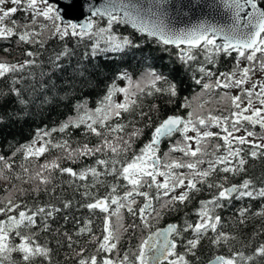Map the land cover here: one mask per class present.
Here are the masks:
<instances>
[{
  "label": "snow or ice",
  "instance_id": "snow-or-ice-1",
  "mask_svg": "<svg viewBox=\"0 0 264 264\" xmlns=\"http://www.w3.org/2000/svg\"><path fill=\"white\" fill-rule=\"evenodd\" d=\"M71 3L72 0H0V40L15 38L18 47L29 46L23 49V60L13 63L0 58V79L10 81L7 88H0V110L11 103L7 114L0 111V124L6 115L23 119L33 108L57 102L70 103L74 113L58 127L38 129L34 139L15 147L11 156L0 154V180L9 185L4 189L7 196L0 200V216L4 217L0 219V264H53L54 250L47 241H41V233L49 232L66 237L68 249L78 258L76 264H196L197 249L205 237L215 246L237 240V236L222 230L221 215L237 202H244L234 211L238 225L246 226L259 219L261 226L253 236L264 235V174H248L249 159L264 160V131L258 134L245 127L247 122L264 130V80L256 76L257 72L264 74V0H207L202 6L209 10L222 8L226 20L202 18L188 27L173 24L170 0H84L81 9L83 14L87 4V15L83 19L66 15ZM18 12L22 13L21 18L16 17ZM120 26H130L141 39L122 34ZM50 41L62 42V46L49 54V71H41L38 78L33 73L23 75L25 69L44 67L39 57ZM69 41L75 47L89 41L91 45L73 70L75 79L64 88L53 77L62 73L65 62L76 54ZM149 43L165 52H170L169 45L177 49L176 59L184 70L198 73L191 79L202 92L238 89L240 94L224 91L220 98L228 102V114H213L214 110L205 108L208 101L193 108L187 97L180 100L172 114H162L160 104L155 102L145 109L146 97L163 98L167 105H176L180 99L179 84L150 63V54L139 52ZM3 51L8 53L9 49L5 47ZM138 54L146 65L140 78L134 81L126 69L117 72L96 106L90 107L89 97L83 92L95 85L92 69L85 61L114 57L123 60L125 56L136 59ZM221 56L233 57L229 70H220ZM117 80L125 81V86H119ZM117 96L121 98L117 100ZM180 109L191 110L181 115ZM82 127L86 136H95L98 142L73 147L72 129ZM212 128L220 131L213 132ZM241 129L245 135H236ZM149 130L150 138L137 149V143ZM56 132L64 133L65 138L54 140L52 134ZM177 134L181 139L170 144L162 156L161 144ZM214 139L223 143H214ZM245 145L249 146L247 150ZM52 149L61 155L31 168L27 166ZM177 152L182 156L172 155ZM18 153L24 163L16 172L13 158ZM82 158L94 160L79 170L61 163L67 160L75 164ZM57 172L67 174V183L75 190L83 189L82 196L89 202L82 207L104 214L101 235L93 232L91 220L77 233L89 234L96 254L85 257V249L73 248L72 235L52 227L58 215L73 205L71 199L60 200L59 206L51 202L56 188L49 189V185ZM237 175L241 176L240 182L231 183ZM102 185H107V194L96 196L91 190ZM42 191L49 195V202L30 207L16 201V193L24 196L31 192L38 197ZM202 191L211 195L198 201L195 222L186 218L183 224L169 223L155 229V223L179 211L178 206H186ZM257 201L260 203L254 208L252 202ZM125 213L131 217L128 223ZM63 219L68 221L69 217L64 215ZM137 230L141 232L138 243L121 253L119 246L124 236L134 237ZM188 233L191 238L185 235ZM244 246L251 251L246 254L230 246V255H217L209 264H264V242ZM178 247L183 251H178Z\"/></svg>",
  "mask_w": 264,
  "mask_h": 264
},
{
  "label": "trees",
  "instance_id": "trees-1",
  "mask_svg": "<svg viewBox=\"0 0 264 264\" xmlns=\"http://www.w3.org/2000/svg\"><path fill=\"white\" fill-rule=\"evenodd\" d=\"M17 18L22 17V13L16 14ZM103 21H100L101 26H103ZM119 31L128 35L131 34L133 38L137 41L141 39L140 35L135 31L129 29L126 26H120ZM91 42H83L79 47H75V45L69 41V46L75 48V55L71 57L68 61L65 62L64 71L62 73L54 74V79L58 85H63L64 88H67L68 85L73 82L75 79L74 68L77 65V62L80 61L85 52L90 50ZM62 46V42L59 41H50L48 45H46V50H42V54L39 57V60L44 62V67L41 68L39 66L25 69L23 75L28 76L29 73H33L37 78L40 75L41 71L47 72L49 68L47 66L48 56L55 49L59 50ZM101 46H103V42L101 41ZM7 47L9 49L8 53H5L3 49ZM29 46H17L15 38H12L10 41L0 40V58L4 57L9 62H16L17 60H23V49ZM168 47V46H167ZM170 52L162 51L161 47L156 46L154 44L149 43L147 46L143 47L139 50L140 53H148L151 55L152 63L159 71L163 72L165 75H168L171 79L175 80L180 87V99L177 100L176 105H167L164 103L163 98H153L146 97L145 98V109L147 106L153 102L160 104L161 113L162 114H172L175 109L178 107L180 100L187 97L191 100L193 108H195L198 104L204 103L208 101L205 105L206 109H212L213 114H228V111H225L226 104L225 101H221V96L223 95V89L213 90L211 92H202L199 85H196L194 81L191 79L193 74L198 75V73H194L192 71H185L184 68L179 64L176 59L177 49L173 47H168ZM259 55V54H258ZM235 53H233V57ZM233 57H224L221 56L219 58V68L221 71L229 70L234 63ZM202 60L203 57L201 56ZM85 63L92 69L91 76L94 81V87L89 88L88 90L83 92L84 96L89 97V106L94 108L96 106V102L104 94L106 86L111 82L112 78L119 71L127 70L129 74L133 77V80H137L140 78L141 73L144 71L146 65L143 61V56L138 54V58L134 59L131 56H125L123 60L119 57H114L111 60H104L101 58H97L96 61L88 60ZM98 65V66H96ZM195 67V64H193ZM46 78V77H45ZM30 82V80H29ZM9 80L0 79V88H7ZM77 83H82L77 81ZM116 83L123 87L125 86V81L117 80ZM229 92V91H228ZM230 94V93H229ZM69 95H72L69 92ZM79 90L77 89L76 97L79 98ZM121 97L117 96V100ZM11 107V103H6L3 106V111L5 114L8 113V110ZM191 109H180L179 113L181 115H186L187 111ZM71 104L57 102L51 106L44 107H36L31 110V114L26 116L23 119H15L8 118L6 115L5 122L0 124V154L11 156L12 151L15 147H18L22 144L29 143L32 141L36 135L38 129H51L52 127H58V125L64 121L67 117L73 115ZM245 126L249 127L250 125L245 122ZM253 131H262L259 126L252 128ZM211 131L218 132L220 131L217 128H212ZM52 138L54 140H60L65 138L64 133H53ZM150 138V130L146 132L145 136L142 138L140 142L137 143L136 148L142 146L144 142ZM181 137L179 134L172 137L170 141H164L160 146V154L163 156L164 153L169 151L170 144L175 143L177 140H180ZM71 140L73 141V147L77 146V144L89 143L95 144L97 143V138L91 135H85L83 127L81 129H72ZM246 150L249 146H243ZM61 155L58 150L52 149L45 155L41 156L38 161L33 160L28 163V167H34L37 164H42L46 160H52L57 156ZM172 155L182 156L181 153H172ZM165 158V157H164ZM14 169L16 172L20 171V164L24 163L22 154L18 153L14 158ZM187 159V158H185ZM94 158H82L77 163L73 164L70 161H62V166L64 167H72L76 170L84 167L85 165L92 164ZM249 175L258 177L261 174H264V160H256L252 161L249 159ZM179 171L186 172V169H180ZM223 175V174H221ZM55 179L52 185H49V189L52 187L56 188L55 197L51 198L52 203H56L59 206V201L62 199H71L73 201V205L71 209L64 210L61 214L58 215L56 223L52 225L53 228H59L60 232H67L73 237V248L76 251H79L81 248L85 249L84 256L88 257L95 253L96 245L90 242V236L87 232L77 235L80 227L84 226L88 220L92 221L91 227L93 232L96 235H101L102 233V218L103 213H100L98 210L89 211L86 207H82V204H86L89 202V198L83 197L82 192L83 189L75 190L72 186H70L67 182L70 177L67 174L60 175L58 172L54 173ZM241 180V176L237 175L231 178V183H239ZM108 182H112L111 177H107ZM19 186L23 188L29 189L31 185L29 184H20L19 181H13ZM8 182L4 181L0 184V200H4L6 196V192L4 191L7 188ZM96 196H103L107 194L108 187L107 185L99 186L96 189L91 190ZM122 194L123 189H120ZM16 201L23 202L30 207L34 203H47L50 200L49 195H46L43 191L37 197L34 193L29 192V194L20 196L19 193H16ZM211 193L208 191H202L199 194H196L195 198L187 202L186 206L180 205L179 211L173 212L169 215H166L159 222L155 223V229L164 227L169 223H177L183 224L184 220L187 218L191 222H195L197 217L194 215L195 210L197 209L198 201L202 199H208ZM138 202H142V198H138ZM244 202H237L235 207H230L229 209L224 210L221 215L223 217V228L222 230L225 233H230L232 235L237 236V240L231 241L230 245H221L215 246L212 245L209 238L205 237L200 246L197 249V256L199 259L196 261V264H207L210 260L214 259L217 255L228 256L231 254L229 248L232 247L234 251H243L246 254L251 251V248L245 247L244 245L247 243H251L252 246H255L261 242H264V235L253 236V233L257 231L261 226V220L253 219L247 223L246 226L238 225L234 211L235 208L242 206ZM253 207H257L260 202H252ZM187 213V217L185 214ZM67 215L69 217L68 221L63 219V216ZM79 221V223H77ZM131 221V217L125 213V223ZM147 234L146 232L144 233ZM188 238H191V234H185ZM210 236H214L215 234L209 233ZM141 236V232L139 230L136 231L134 237H130L129 235H125L120 244V251L123 253L129 248H133L139 241ZM41 241H47L49 247H51L53 251L52 261L53 264H76L77 257L75 256V252L68 249L67 244L69 243L63 235H57L56 233H41ZM59 242V243H58ZM178 251H183L182 247H178ZM101 256L104 254L101 253ZM47 264V262H45Z\"/></svg>",
  "mask_w": 264,
  "mask_h": 264
},
{
  "label": "water",
  "instance_id": "water-1",
  "mask_svg": "<svg viewBox=\"0 0 264 264\" xmlns=\"http://www.w3.org/2000/svg\"><path fill=\"white\" fill-rule=\"evenodd\" d=\"M81 2L84 3V0H72L71 6L66 11V15L73 19H83V16L87 15V7L84 8L86 11H84L85 13L82 14L80 8V4H82ZM205 2H207V0H170L172 6L169 8V13L173 24L177 27H188L196 24L202 18L214 19L215 21L221 22L226 20L227 14L222 10V8H214V10H209L202 6V4ZM61 3H64V0H61ZM189 4H195L197 6L189 8ZM126 27L131 29L130 26ZM168 47L173 46L169 45ZM166 226L156 229H162ZM207 264H209V262Z\"/></svg>",
  "mask_w": 264,
  "mask_h": 264
},
{
  "label": "rangeland",
  "instance_id": "rangeland-1",
  "mask_svg": "<svg viewBox=\"0 0 264 264\" xmlns=\"http://www.w3.org/2000/svg\"><path fill=\"white\" fill-rule=\"evenodd\" d=\"M7 7H12V5L11 4H8L7 5ZM1 58H4V57H1ZM256 76L259 78V79H261V80H264V74H261V73H259V72H257V74H256ZM256 77H254V79H255ZM245 87H250V85H245ZM227 91H229V93H230V95H237V94H240L239 93V90L238 89H229V90H227ZM227 101H225V104L227 105ZM255 106L256 107H259L260 105L258 104V102H256V104H255ZM246 127V126H245ZM249 130H252V126L250 125L249 127H247ZM253 131V130H252ZM256 133H258V134H260V131H256ZM189 135H194V133H189ZM236 135H245V132H244V130L243 129H241V131L239 132V133H236ZM251 139V138H250ZM213 142L214 143H223V141H221V140H218V139H214L213 140ZM257 142H260L259 140L257 141ZM175 157H178V156H176V155H174ZM180 157V156H179ZM164 159H167V157H165ZM158 179H162V178H158ZM4 181H2V180H0V184H2ZM7 182V181H6ZM178 192L179 191H181V190H177ZM6 196H7V193H6ZM5 196V197H6ZM5 199V198H4ZM4 217L3 216H0V219H3Z\"/></svg>",
  "mask_w": 264,
  "mask_h": 264
},
{
  "label": "bare ground",
  "instance_id": "bare-ground-1",
  "mask_svg": "<svg viewBox=\"0 0 264 264\" xmlns=\"http://www.w3.org/2000/svg\"><path fill=\"white\" fill-rule=\"evenodd\" d=\"M81 3H82V2H81ZM82 4H83V3H82ZM82 4H80V8H81V5H82ZM86 7H87V5L84 4V8H86ZM86 9H87V8H86ZM213 10H214V8H213ZM81 11H82V9H81ZM84 11H86V10L84 9ZM84 13H85V12H83V14H84Z\"/></svg>",
  "mask_w": 264,
  "mask_h": 264
}]
</instances>
